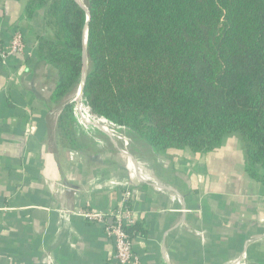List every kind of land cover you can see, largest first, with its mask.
<instances>
[{"label":"crops","instance_id":"crops-1","mask_svg":"<svg viewBox=\"0 0 264 264\" xmlns=\"http://www.w3.org/2000/svg\"><path fill=\"white\" fill-rule=\"evenodd\" d=\"M26 9L0 0L1 37L20 30L27 42L24 58L0 62V264H115L107 228L124 205L140 264H264V184L247 173L240 137L157 153L128 128L123 149L76 122L70 141L59 121L71 97L53 100L58 71L35 53L44 12Z\"/></svg>","mask_w":264,"mask_h":264},{"label":"trees","instance_id":"trees-1","mask_svg":"<svg viewBox=\"0 0 264 264\" xmlns=\"http://www.w3.org/2000/svg\"><path fill=\"white\" fill-rule=\"evenodd\" d=\"M83 4L89 22L76 0H27L29 18L44 12L35 53L58 71L55 102L78 92L87 69L83 98L94 115L157 153L213 152L237 135L247 173L264 184V0ZM73 107L59 121L70 141Z\"/></svg>","mask_w":264,"mask_h":264},{"label":"built area","instance_id":"built-area-1","mask_svg":"<svg viewBox=\"0 0 264 264\" xmlns=\"http://www.w3.org/2000/svg\"><path fill=\"white\" fill-rule=\"evenodd\" d=\"M26 54L27 42L22 31H16L9 42L4 41L0 35L1 63L7 64L14 58H24ZM73 114L77 124L81 125L86 130H94L95 126H100L99 123H103L104 127H107L108 132L112 131L115 133L116 131L114 130L119 129L114 122L104 117L94 115L83 97H77L75 107L73 108ZM87 117L89 118L88 123L85 122ZM101 119L104 122H101ZM114 137L116 138V135ZM116 139H123L125 141V147L129 146V140L126 136L121 137L119 134ZM131 198L132 193L130 191H126L124 203L129 201ZM113 217L114 220L112 225L107 228V235L110 238H113L115 243V264H140L134 254L133 240L129 237L127 232V227L133 223L128 208L125 205L121 206V208L115 212ZM90 218L98 219L96 215H92Z\"/></svg>","mask_w":264,"mask_h":264},{"label":"rangeland","instance_id":"rangeland-1","mask_svg":"<svg viewBox=\"0 0 264 264\" xmlns=\"http://www.w3.org/2000/svg\"><path fill=\"white\" fill-rule=\"evenodd\" d=\"M70 98V97H69ZM84 99V98H83ZM76 100H77V91L71 96V99H70V101L69 102H73L74 103V107H75V104H76ZM73 107V108H74ZM75 122H76V120H75ZM99 123V122H98ZM100 124V126L99 125H97V126H95L94 127V130H98V129H102L104 132H108L105 128H104V125H103V123H99ZM117 125V124H116ZM80 127H82L81 125H79ZM117 127L119 128V129H115L114 131H116L115 133H113L112 131L111 132H108L107 134H109L113 139H116L117 138V136L120 134V136L121 137H124L125 135L123 134L124 133V131L128 128V127H126V126H119V125H117ZM83 128V127H82ZM84 129V128H83ZM85 131H86V133L87 134H89V133H91L92 132V130L90 131V130H86V129H84ZM111 130H113V129H111ZM116 135V138L114 137ZM135 136V135H134ZM117 141H119V144H120V146H123V149H125V141L122 139V140H120V139H116ZM135 149H134V152L136 153V155H138V156H140V155H147L148 153H149V151L147 150V148L146 147H142V145H140L139 143H137L136 145H135Z\"/></svg>","mask_w":264,"mask_h":264},{"label":"water","instance_id":"water-1","mask_svg":"<svg viewBox=\"0 0 264 264\" xmlns=\"http://www.w3.org/2000/svg\"><path fill=\"white\" fill-rule=\"evenodd\" d=\"M83 8H85L86 9V11H87V14H88V22H89V20H90V13H89V11H88V9H87V7L84 5V4H82V3H80L79 2V0H76ZM88 30V29H87ZM87 30H86V36H87ZM86 71H87V69H85V72H84V76H83V80H82V83H81V85H80V91H79V95H80V97H83V88H84V85H85V81H86Z\"/></svg>","mask_w":264,"mask_h":264},{"label":"bare ground","instance_id":"bare-ground-1","mask_svg":"<svg viewBox=\"0 0 264 264\" xmlns=\"http://www.w3.org/2000/svg\"><path fill=\"white\" fill-rule=\"evenodd\" d=\"M79 2L83 4V0H79ZM79 91H80V89H79L78 92H77V97H80V95H79V94H80ZM100 121H101V122H104L102 119H101ZM85 122H86V123L89 122V118H88V117H87V119H85ZM104 128L108 131L107 127H104ZM131 162L136 163L135 160H131ZM129 169H130V168H129ZM130 172H132V170H130ZM135 172H137V171L135 170ZM139 174L141 175V173H139Z\"/></svg>","mask_w":264,"mask_h":264}]
</instances>
